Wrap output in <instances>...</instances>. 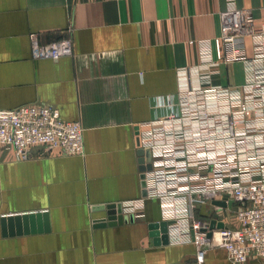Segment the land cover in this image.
Masks as SVG:
<instances>
[{
  "label": "crops",
  "instance_id": "obj_1",
  "mask_svg": "<svg viewBox=\"0 0 264 264\" xmlns=\"http://www.w3.org/2000/svg\"><path fill=\"white\" fill-rule=\"evenodd\" d=\"M232 5L0 0V108L53 105L63 119L82 123L86 145L84 156L37 147L29 160L0 149V264H233L220 247L209 248L199 263L196 244H164L161 229L152 236L150 225L165 221L157 199L147 201L143 216L129 215L117 226H96L107 212L94 209L143 197V168L152 166L153 156L147 162L138 128L167 116L170 105L177 109L186 71L200 64V44H210L217 57L221 16ZM234 5L253 14L256 28L264 26V0ZM65 38L72 40L73 55L33 56V41L47 46ZM246 44L251 50L250 36ZM236 64L204 67L202 75L213 85H240L244 68L240 63L238 81ZM207 208L200 207V214ZM39 213L47 214L49 231H40L45 219L40 226ZM31 214L34 224L24 219Z\"/></svg>",
  "mask_w": 264,
  "mask_h": 264
},
{
  "label": "built area",
  "instance_id": "obj_2",
  "mask_svg": "<svg viewBox=\"0 0 264 264\" xmlns=\"http://www.w3.org/2000/svg\"><path fill=\"white\" fill-rule=\"evenodd\" d=\"M229 2L232 7L221 16L217 57L210 44H200V64L186 71L177 109L170 105L167 116L138 128L140 148L152 153V169L143 173L146 196L122 203L125 215L139 218L148 200H159L164 220L173 222L170 243L196 244L199 263L211 247L224 249L233 264L264 260V26L256 28L250 11ZM73 52L69 38L47 46L33 41L36 58L60 59ZM221 63H241L244 83L206 81L203 68ZM37 147L84 156V127L63 119L50 104L0 108V149L11 151L15 160H29ZM207 204L220 211L236 206L233 224L197 220L196 210ZM213 221L225 227L213 230Z\"/></svg>",
  "mask_w": 264,
  "mask_h": 264
},
{
  "label": "water",
  "instance_id": "obj_3",
  "mask_svg": "<svg viewBox=\"0 0 264 264\" xmlns=\"http://www.w3.org/2000/svg\"><path fill=\"white\" fill-rule=\"evenodd\" d=\"M152 161V156L150 151L148 150L147 152V162L151 163ZM151 170L152 166L151 164L148 166V168H143V171L145 172L146 170ZM142 178H145V174L142 175ZM142 186L145 187V181H143ZM143 195L146 196V190L143 191ZM95 210L99 209V210H104L107 212V218L103 219V220H98L96 223V226H117V225H122L124 223H128L130 221V217L128 215H125L123 212V206L122 203L119 204H111V205H103V206H99L97 208H94ZM20 216H18L16 219H19ZM36 216L31 214L30 217H27V215L24 216L25 220L30 219L32 224H34ZM38 218L40 220V226H41V218H44L45 221V228H41V232L44 231H49V222H48V216L47 214H38ZM43 219V220H44ZM9 222H13V217H9V219H7ZM5 221V220H3ZM173 222H167L164 221L161 224H152L150 225V229L152 230V236H154L155 238L159 235L158 230L161 229L162 233H163V238H162V242L164 244H169V226L172 224ZM34 226V225H33ZM225 227V224L223 222H216L213 221L212 222V229H222ZM212 236V233H209V237ZM160 241L158 239H156V243H159Z\"/></svg>",
  "mask_w": 264,
  "mask_h": 264
},
{
  "label": "rangeland",
  "instance_id": "obj_4",
  "mask_svg": "<svg viewBox=\"0 0 264 264\" xmlns=\"http://www.w3.org/2000/svg\"><path fill=\"white\" fill-rule=\"evenodd\" d=\"M236 69H237V71H236L237 76L236 77L238 78V81H239V78L242 77V73H243L242 65L240 63H237ZM207 205H208L207 212L204 215L200 214L199 208H198V210H196L195 218L197 220H201L203 222H208V223H210L212 220H215V219L226 221V220H228V218L231 217V215L233 216L234 211H235L234 209H236L235 208L236 206H234V208L232 209L233 211L231 213H227V211H224V210L220 211L214 207L213 208L209 207L210 206L209 204H207Z\"/></svg>",
  "mask_w": 264,
  "mask_h": 264
}]
</instances>
